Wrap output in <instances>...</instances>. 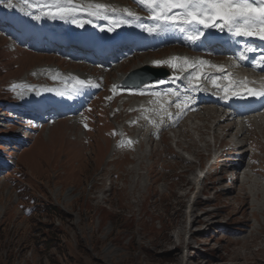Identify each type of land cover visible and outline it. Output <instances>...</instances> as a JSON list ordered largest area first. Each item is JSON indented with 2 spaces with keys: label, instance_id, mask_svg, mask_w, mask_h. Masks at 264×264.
I'll return each mask as SVG.
<instances>
[{
  "label": "rangeland",
  "instance_id": "obj_1",
  "mask_svg": "<svg viewBox=\"0 0 264 264\" xmlns=\"http://www.w3.org/2000/svg\"><path fill=\"white\" fill-rule=\"evenodd\" d=\"M33 2L38 6L31 5ZM44 2L0 0V13L7 16L16 11L9 7L23 6L36 10L29 14L31 18L52 19L50 11L55 8H44ZM65 8L75 10L73 5ZM22 15L16 17L22 23L0 21V264H183L181 252L191 259L187 264H264V119L256 124L252 121L249 133L234 143L240 144L236 147L246 143L244 150L231 153L224 162L229 171L219 174L222 163L215 165V157L231 148L227 139L221 138L225 136L216 138L212 130L206 135L210 145L199 147L193 144L199 133L189 131L197 124L213 126L214 119L202 120L200 112L194 121L187 118L179 123L177 118L157 115L151 104L150 115L138 114V96L145 98L133 90L123 91L125 94L113 101L120 94V89L110 90L116 77L144 61L160 60L144 53L151 49L132 53L136 58L127 62L130 57H125L126 63L119 57L116 62L122 64H117V70L112 69L107 78L99 75L98 88L104 81L111 83L105 84L106 90L102 87V95L88 101L91 104L85 110L96 122L92 133L85 127V115L74 121L57 114L50 119L43 118L42 112L31 114L28 101H23L29 94L16 83L36 67L61 66L51 58L59 52L49 49L50 45L45 49L43 41L53 44L55 39L44 32L38 47L20 40L27 30ZM27 27L29 33L36 34ZM13 45L28 46L32 52ZM172 48L162 50L169 51L167 55L173 53ZM41 49L42 54L38 53ZM66 61L64 71L92 76L93 63L80 68ZM10 80L20 87L13 90L15 100L4 102L13 94H4ZM124 100L127 103L123 104ZM132 109L137 115L129 113ZM253 117L251 113L243 119ZM169 118L175 120L174 127L163 136L165 126L172 124ZM239 131L236 128L228 139ZM16 133L26 137L19 139ZM218 142L228 145L221 150ZM204 173L206 183L202 177L196 184ZM242 188L250 193L252 208H248L249 198H243ZM201 215L202 221L194 223ZM181 242L184 248L176 251Z\"/></svg>",
  "mask_w": 264,
  "mask_h": 264
},
{
  "label": "bare ground",
  "instance_id": "obj_2",
  "mask_svg": "<svg viewBox=\"0 0 264 264\" xmlns=\"http://www.w3.org/2000/svg\"><path fill=\"white\" fill-rule=\"evenodd\" d=\"M117 1L120 2L119 6H117L116 3H114L110 0H87L85 2L80 1V2L75 4V6L77 7V10L75 12H73L72 15L66 16L64 19L59 18V16L57 15V16L53 17L52 19H48V20H46L45 18L42 19L41 16L37 17V18H29L26 16V18L24 17L23 20L28 26H30L31 24L36 25V26H31L30 31L32 30V32L37 34L38 31L44 30L43 31L44 35H46L48 38H50V39L60 38L58 41H62V42L66 41V42L70 43L73 40L76 41L77 39H85L86 41H89V42L91 41L94 44H99L111 32H119L118 30H120V29L122 30L123 34H125V35L128 34V36H127L128 39H144V41L149 42L150 39L148 38L149 37L147 35L148 31L146 29L148 27L154 26L157 23L156 21H153L151 23L145 22L143 25H139V24L137 25V24H135V20H134L135 16H128V18H124L126 25H122L119 22L120 20L117 19L116 21L112 22L111 24L109 23V24L105 25V24L99 23L100 27H98V29H96L94 31H91L85 24V23H87V20L84 21L81 19V18L87 16L89 22L95 23L97 21V17H99L101 15H103V16L104 15L105 16L106 15H113V14L116 15V14H118V12L125 14V12H124L125 8H124V6L121 5V3L124 1H128L130 3L129 5H133V4L138 5L137 7L140 10H142V9L147 10L146 8H144L143 6H141L138 3V0H117ZM94 4L107 5L108 9L106 11H101L98 15H92V14H90L92 9L89 8V5H94ZM113 9H115V11H113ZM18 12L21 15L24 13L27 14L28 10L19 8ZM126 19H128L130 21L127 22ZM107 25H110L111 29L109 31L103 30L105 28L104 26H107ZM54 27L56 29H52ZM165 29L166 30H164V31L156 32V35L161 36V34H163L164 32H166V31L170 32V29H174V28H171L170 26H165ZM143 32H145V33H143ZM215 32H216V30L210 29L206 34H204L205 36H201V38L198 41H207L206 40L207 37L210 38L209 35H213L210 33H215ZM180 33H181V37L183 39H187L188 33H185V32H180ZM134 35H137V36L134 38ZM110 36L111 35H109V37ZM153 38H155V36H153ZM186 41L189 43V46L185 45V44H184L185 46H181V45L176 46L177 48H179L181 50L182 49H188L187 47H189V49L187 50L186 53L176 52L175 54H169V55H164V56L160 57L159 61L163 62V64H165L171 68L172 73L170 76L159 78L157 80H154V81L147 83L143 87L132 89L133 91L138 92L139 95H143L145 98L144 101L146 103L150 102V101L153 102V100L155 98L152 97V95L157 96V98H159L163 103H168V99L164 96L171 94L172 100L169 102V105L174 106V103H175L176 99L178 98V95L172 91L173 90L178 91L180 87H182V88L189 87L186 90L187 94L185 95V92L182 94L184 96L186 104L188 102H192V100H196L197 98H199L200 94L210 93L211 95H209V96H212V97H215L212 95L213 93H218L220 96H227V94H229V95H235L236 94L234 91H230L229 89L227 92H225V90L223 88H219L218 86L214 87L213 83L211 82V77H214V80H221L222 81L225 79L228 80L229 74L225 73L224 71H220L216 67H210L209 65H217L215 62L209 61L210 59H205V57H203V56H191L190 55L191 53L198 52L199 49L196 47L195 41H193V42L188 41V40H186ZM89 42H86V44H84L86 51L89 50V47H88ZM35 45H37V44H35ZM155 45L157 46L158 44H153L152 46H155ZM232 45L234 46V44H232ZM54 46H55V44H53V47ZM140 47L146 48L145 45H141ZM228 51H230V49ZM164 52H165L164 50H160V51H156V52L149 51V52H144V53L155 54V57H158L157 55L163 54ZM141 53H143V52H141ZM93 56H99V54L94 53ZM51 58L57 59V61L59 62L57 64L59 66H61V67L66 66V59L63 56V54H61V53L55 54V55H52ZM184 58H187L189 64H195V67L189 68L184 63ZM259 58H261V56ZM200 61H206L208 63L203 65V68H202L203 73L201 74V79L197 80V79H194V77L196 76V67L198 65H200L199 64ZM115 62H116V60H115ZM154 62H156V60L150 59V60L142 62L141 64L138 65V67H140L144 64L154 65V64H156ZM97 64H99V63L97 62ZM116 67H118V66H116ZM92 68H93V71H95V72L103 71V69L98 71V68L95 65H93ZM210 68L212 71L208 70ZM221 68L223 69V67H221ZM112 69L113 68H108L106 70L107 75H110L112 73ZM261 72L264 73V70H262ZM44 76H45L46 83H42ZM124 76H125V74H120L118 77H116L114 80L112 88H115L114 87L115 84L118 83L119 81H121L124 78ZM105 78H107V77H105ZM26 80H27V82H26ZM78 80H83L88 85L86 87H83L77 83ZM18 83H20L23 87L29 89V90L25 91V93L29 94L28 100H24V98L23 97L22 98H23V101H28L27 103L29 105L28 108H30V113L42 112L44 118H49L53 115L52 112L51 113H46V112H49V111H52L53 109H56L57 104L59 102H61V104H62V107H59V109L62 112L64 111V112L68 113V112H72V111H77L78 107L74 108L73 103H75L76 101L86 100L89 93H91L93 91V89L98 87L100 84V83H98L97 79H93L90 75L89 76H87L86 74L79 75L75 71L63 73L60 71L59 67L53 66V65L36 67L34 70H32L31 72H29L26 75V78H23L22 80H20L16 84H18ZM217 84H219V83H217ZM34 87H38V88H34ZM84 89H86L87 92H85ZM81 93H82V95H80ZM215 98H218V97H215ZM51 101L55 102V103H52ZM68 101H74V102L72 103V102H68ZM219 105L220 106H215V108H212V109L208 108L210 106H206V108H201V112L203 113V115H202V118H200V119H202V120L210 119V118L214 119V121H213L214 125L213 126L208 125V124H197V125L191 127L189 123L186 125L190 126L189 131L191 133H196V132L199 133V137L193 141V144L196 146H199V147H205V146L208 147L210 145V142L206 138V135L210 134L212 132V130H213L214 136L216 138L220 137L221 135L225 136V137H221V138L227 139V143H229L231 145V148L228 149V152L224 150L223 153L216 158L214 163H215V165H217L218 163L220 165L222 163L221 171L219 174L226 175V172L229 171V166L227 164H225L224 162L229 161L227 159H229L228 156L231 153H236V151L239 149V147H236L237 145L235 146L234 143L237 141L238 142L241 141L243 136L247 132H246V128L243 127L242 128L243 131H241L239 129L240 131L237 133V135H238L237 141L235 138H233L234 140L233 139L229 140L228 138L234 132V130L237 128L238 122L236 120V115H234L232 112H229V111L226 112L225 109L223 107H221V106H223L221 102L219 103ZM142 107L145 108V105L142 103H138V112H139L140 108H142ZM162 108H164L163 104H162ZM263 108H264V104L260 107H257V109H263ZM257 109H256L257 113H264V111L257 110ZM206 110H211V112L207 114ZM134 111L135 110H133L131 112H134ZM244 114H246V113H243L241 115H244ZM197 115H199V114H196L195 117H197ZM241 115H239V116H241ZM76 118H77V116H73V120H75ZM192 121H194V119ZM250 122H252V121H249L248 131H250L253 128V122L252 123H250ZM245 124H248V122L245 121ZM185 129H186V127L184 129H181V130L184 131ZM164 134L167 135V133L165 131H164ZM201 141L205 144L204 146L201 145V143H200ZM188 147L189 146H187V148ZM240 147H243V146L241 145ZM200 178H201V176H199V178H197L196 184L198 182V179H200ZM206 180H207V175L205 176V183H206ZM190 181L191 180H189L188 182H190ZM204 190H205V187L203 189H200L197 193V196L200 195ZM242 190L244 191L243 198L246 200H248V198H249V200H248L249 202L247 201L248 208H250V207L252 208V204L250 202V197H251L250 193L247 192L244 188H242ZM256 196L258 198L261 197L259 192L256 194ZM262 202H264V197L262 198ZM242 208H243V205H242ZM202 219H203V217L201 215L199 217H196L193 222L194 223L195 222H201ZM191 231H192V229H191ZM195 241H196V238H194L193 241H190L189 243H187V247L192 246V244ZM180 248L181 249L184 248L183 242H181V244L177 247L176 251L180 250ZM182 253L183 252H181V262L183 264L189 263L191 259H187L185 256L183 257Z\"/></svg>",
  "mask_w": 264,
  "mask_h": 264
},
{
  "label": "snow or ice",
  "instance_id": "obj_3",
  "mask_svg": "<svg viewBox=\"0 0 264 264\" xmlns=\"http://www.w3.org/2000/svg\"><path fill=\"white\" fill-rule=\"evenodd\" d=\"M138 3L149 11L150 19L157 22L154 26L146 29L150 33L164 31L166 30L165 26H170L188 33L189 41H196L203 35L197 26H202L204 28H227L237 37L258 36L264 40V0H138ZM49 8L51 9V6ZM89 8L92 9L90 14L98 15L101 11H106L108 6L94 4L89 5ZM124 11L129 16H136V13L129 9H124ZM73 12L72 8L57 7L55 11H50V14L53 17L58 15L59 18L64 19L66 16L72 15ZM136 18L139 19V17ZM252 50L248 49V51ZM244 58L242 55L241 59ZM154 63L163 62L156 61ZM184 63L189 68L195 67V64L188 63L187 58H184ZM207 63L206 61L199 62L200 65ZM259 63H264V58H261ZM209 66L223 71L218 65ZM194 79H201V75L197 74ZM213 82L215 83V81ZM77 83L83 86L86 82L78 80ZM227 91L225 89V92ZM248 91L253 95H264V92L255 93L252 89ZM179 106L177 104V107ZM85 127L87 126L85 125Z\"/></svg>",
  "mask_w": 264,
  "mask_h": 264
},
{
  "label": "water",
  "instance_id": "obj_4",
  "mask_svg": "<svg viewBox=\"0 0 264 264\" xmlns=\"http://www.w3.org/2000/svg\"><path fill=\"white\" fill-rule=\"evenodd\" d=\"M149 67H145L143 69H139L136 70L134 72V74H131L127 80L122 84L123 86H129V85H143L144 83H146L147 81H151L154 80L156 78H158L159 76H163V75H169L170 71L166 68H155L153 70L150 69V71H152L153 73L151 75H147L138 82V75H143L146 74V72L149 70Z\"/></svg>",
  "mask_w": 264,
  "mask_h": 264
}]
</instances>
